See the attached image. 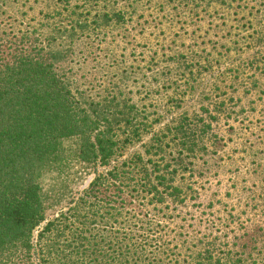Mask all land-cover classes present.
I'll list each match as a JSON object with an SVG mask.
<instances>
[{"label": "rangeland", "instance_id": "1", "mask_svg": "<svg viewBox=\"0 0 264 264\" xmlns=\"http://www.w3.org/2000/svg\"><path fill=\"white\" fill-rule=\"evenodd\" d=\"M27 34L67 51L75 88L135 108L109 167L43 179L64 194L50 214L122 166L92 192L89 229L145 239V264L221 256L264 227V0H0V44Z\"/></svg>", "mask_w": 264, "mask_h": 264}, {"label": "trees", "instance_id": "2", "mask_svg": "<svg viewBox=\"0 0 264 264\" xmlns=\"http://www.w3.org/2000/svg\"><path fill=\"white\" fill-rule=\"evenodd\" d=\"M15 38L0 44V264H145V239L115 235V241L99 242L90 230L96 215L92 192L121 181L122 166L97 175L55 214L49 211L60 207L62 189L47 192L43 186L52 174L64 184L73 166H84V176L109 167L120 146L133 139L130 133L120 137L135 108L75 88L57 70L67 51L28 34ZM182 144L188 156L196 153L192 140ZM219 245L225 249L221 256L206 247L193 260L175 264H264V227L256 225L232 246Z\"/></svg>", "mask_w": 264, "mask_h": 264}]
</instances>
